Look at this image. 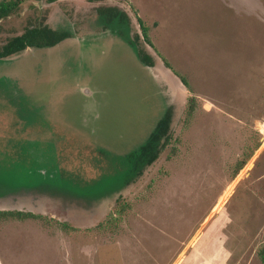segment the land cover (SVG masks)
I'll return each instance as SVG.
<instances>
[{
    "label": "rangeland",
    "instance_id": "obj_1",
    "mask_svg": "<svg viewBox=\"0 0 264 264\" xmlns=\"http://www.w3.org/2000/svg\"><path fill=\"white\" fill-rule=\"evenodd\" d=\"M42 25L0 59V264H264V0H19L0 47Z\"/></svg>",
    "mask_w": 264,
    "mask_h": 264
},
{
    "label": "trees",
    "instance_id": "obj_2",
    "mask_svg": "<svg viewBox=\"0 0 264 264\" xmlns=\"http://www.w3.org/2000/svg\"><path fill=\"white\" fill-rule=\"evenodd\" d=\"M44 1L52 3L57 0ZM18 7L19 0H0V18L9 16L11 13L15 12ZM98 14L106 22V25L108 24L109 26L117 22L123 23V21L128 19L127 13L118 7L101 6L98 8ZM68 37H70L69 32L55 30L48 25L29 27L22 34L10 38L0 47V59L20 53L30 47H52ZM138 55L145 65L150 67L155 65L153 57L143 49L138 48ZM181 79L185 83L184 78L181 77ZM171 120L172 108H169L149 136L146 144L141 148V154L138 158L140 163H143L145 160L144 162H146V165L153 164L166 146L170 144L172 140ZM142 171L143 170L139 169L140 174ZM260 254L261 257L264 258V247L261 249Z\"/></svg>",
    "mask_w": 264,
    "mask_h": 264
},
{
    "label": "flooded vegetation",
    "instance_id": "obj_3",
    "mask_svg": "<svg viewBox=\"0 0 264 264\" xmlns=\"http://www.w3.org/2000/svg\"><path fill=\"white\" fill-rule=\"evenodd\" d=\"M59 44V43H58ZM56 46V45H55ZM53 47V46H52ZM55 133H56V131H55ZM55 135H53L52 137H54ZM49 144H51L52 146H53V141H49ZM44 175V174H43ZM42 178H44V177H42ZM51 178H54V176L52 175L51 177L50 176H45V179H46V181H49V179H51ZM55 179V178H54ZM57 182V181H56ZM69 183V182H68ZM66 184V185H64V184H58L59 186L58 187H60V188H62V189H65L66 190V188H67V186L69 185V184ZM63 187H65V188H63ZM68 189L69 190H67V191H69V192H72V190H71V188L70 187H68Z\"/></svg>",
    "mask_w": 264,
    "mask_h": 264
},
{
    "label": "crops",
    "instance_id": "obj_4",
    "mask_svg": "<svg viewBox=\"0 0 264 264\" xmlns=\"http://www.w3.org/2000/svg\"><path fill=\"white\" fill-rule=\"evenodd\" d=\"M61 42H62V41H61ZM61 42H60V43H61ZM57 45H58V44H57ZM57 45H56V46H57ZM53 47H54V46H53ZM200 252H202L200 249H196V250L194 251V254H197V255H196V259H197V260H196V263H197V264L199 263V258H200V256H201V255H200ZM202 253H203V252H202ZM199 255H200V256H199Z\"/></svg>",
    "mask_w": 264,
    "mask_h": 264
}]
</instances>
